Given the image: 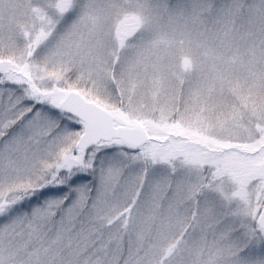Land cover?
I'll return each instance as SVG.
<instances>
[{
  "label": "snow or ice",
  "instance_id": "1",
  "mask_svg": "<svg viewBox=\"0 0 264 264\" xmlns=\"http://www.w3.org/2000/svg\"><path fill=\"white\" fill-rule=\"evenodd\" d=\"M0 264H264V0H0Z\"/></svg>",
  "mask_w": 264,
  "mask_h": 264
}]
</instances>
